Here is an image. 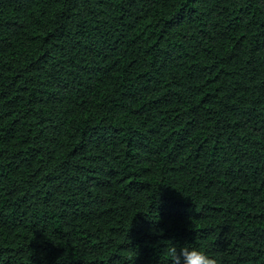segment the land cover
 <instances>
[{
  "label": "trees",
  "instance_id": "obj_1",
  "mask_svg": "<svg viewBox=\"0 0 264 264\" xmlns=\"http://www.w3.org/2000/svg\"><path fill=\"white\" fill-rule=\"evenodd\" d=\"M264 264V0H0V264Z\"/></svg>",
  "mask_w": 264,
  "mask_h": 264
},
{
  "label": "clouds",
  "instance_id": "obj_2",
  "mask_svg": "<svg viewBox=\"0 0 264 264\" xmlns=\"http://www.w3.org/2000/svg\"><path fill=\"white\" fill-rule=\"evenodd\" d=\"M170 264H220L218 257L209 254L207 249L186 243L174 244L169 248Z\"/></svg>",
  "mask_w": 264,
  "mask_h": 264
}]
</instances>
